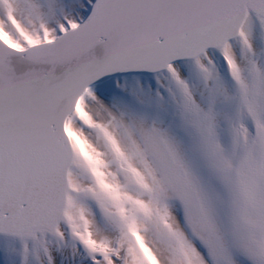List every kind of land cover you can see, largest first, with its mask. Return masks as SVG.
Masks as SVG:
<instances>
[{"label": "snow or ice", "instance_id": "1", "mask_svg": "<svg viewBox=\"0 0 264 264\" xmlns=\"http://www.w3.org/2000/svg\"><path fill=\"white\" fill-rule=\"evenodd\" d=\"M0 264H264V0H0Z\"/></svg>", "mask_w": 264, "mask_h": 264}]
</instances>
